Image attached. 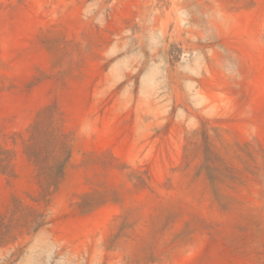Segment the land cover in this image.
I'll return each instance as SVG.
<instances>
[{
	"label": "rangeland",
	"instance_id": "1",
	"mask_svg": "<svg viewBox=\"0 0 264 264\" xmlns=\"http://www.w3.org/2000/svg\"><path fill=\"white\" fill-rule=\"evenodd\" d=\"M0 264H264V0H0Z\"/></svg>",
	"mask_w": 264,
	"mask_h": 264
},
{
	"label": "trees",
	"instance_id": "2",
	"mask_svg": "<svg viewBox=\"0 0 264 264\" xmlns=\"http://www.w3.org/2000/svg\"><path fill=\"white\" fill-rule=\"evenodd\" d=\"M52 184V183H51Z\"/></svg>",
	"mask_w": 264,
	"mask_h": 264
}]
</instances>
